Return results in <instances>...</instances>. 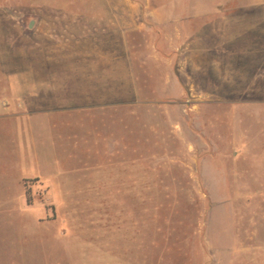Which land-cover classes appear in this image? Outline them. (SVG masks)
I'll return each mask as SVG.
<instances>
[{
    "label": "rangeland",
    "instance_id": "rangeland-1",
    "mask_svg": "<svg viewBox=\"0 0 264 264\" xmlns=\"http://www.w3.org/2000/svg\"><path fill=\"white\" fill-rule=\"evenodd\" d=\"M125 1L0 0V264H264V0Z\"/></svg>",
    "mask_w": 264,
    "mask_h": 264
},
{
    "label": "crops",
    "instance_id": "crops-1",
    "mask_svg": "<svg viewBox=\"0 0 264 264\" xmlns=\"http://www.w3.org/2000/svg\"><path fill=\"white\" fill-rule=\"evenodd\" d=\"M109 7L112 12H119L120 16L117 18V22L119 23V26L122 30V36L124 37V33H127V30H123L121 26L124 24L125 28L128 29V17L126 15L127 10L137 9V7H128V4L125 0H123V4L112 5ZM107 73V71H104L103 73H97L95 70L93 72L91 71V75L93 77L101 76L105 78ZM112 76L116 77V74H108V77ZM80 81H83L86 86H81L83 84L80 83ZM126 85L127 83L124 82L123 85H120V87L125 86L124 89L121 90L120 87L115 89V84H112V80H108L107 83L106 80L100 82L96 81L95 79L85 82L84 80H78L76 70L60 72L54 75V84L49 89V93L52 94V101L50 103L51 106L45 108L61 111L68 109H83L86 107L92 109H106L115 106H124L129 103L127 101L128 90ZM89 89L90 91H85ZM43 90H41V92H44ZM118 92L121 94L116 95ZM83 94H86L88 97L87 100L84 98ZM47 116V113H45L42 116V121L49 120Z\"/></svg>",
    "mask_w": 264,
    "mask_h": 264
}]
</instances>
